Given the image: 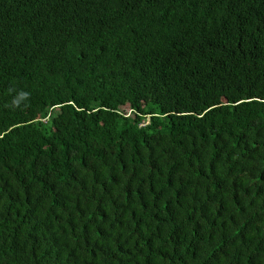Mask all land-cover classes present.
<instances>
[{
  "label": "trees",
  "instance_id": "obj_1",
  "mask_svg": "<svg viewBox=\"0 0 264 264\" xmlns=\"http://www.w3.org/2000/svg\"><path fill=\"white\" fill-rule=\"evenodd\" d=\"M0 264H264V0H0Z\"/></svg>",
  "mask_w": 264,
  "mask_h": 264
},
{
  "label": "rangeland",
  "instance_id": "obj_2",
  "mask_svg": "<svg viewBox=\"0 0 264 264\" xmlns=\"http://www.w3.org/2000/svg\"><path fill=\"white\" fill-rule=\"evenodd\" d=\"M121 108H122V110H123L124 112H126V113L129 112V109H128L127 105H124V106H122Z\"/></svg>",
  "mask_w": 264,
  "mask_h": 264
},
{
  "label": "clouds",
  "instance_id": "obj_3",
  "mask_svg": "<svg viewBox=\"0 0 264 264\" xmlns=\"http://www.w3.org/2000/svg\"><path fill=\"white\" fill-rule=\"evenodd\" d=\"M129 113V112H128Z\"/></svg>",
  "mask_w": 264,
  "mask_h": 264
}]
</instances>
